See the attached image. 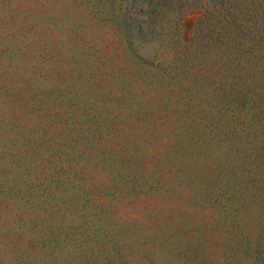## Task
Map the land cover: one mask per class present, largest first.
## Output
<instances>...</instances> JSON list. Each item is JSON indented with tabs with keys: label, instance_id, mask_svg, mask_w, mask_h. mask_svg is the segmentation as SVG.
<instances>
[{
	"label": "trees",
	"instance_id": "obj_1",
	"mask_svg": "<svg viewBox=\"0 0 264 264\" xmlns=\"http://www.w3.org/2000/svg\"><path fill=\"white\" fill-rule=\"evenodd\" d=\"M0 264H264V0H0Z\"/></svg>",
	"mask_w": 264,
	"mask_h": 264
},
{
	"label": "rangeland",
	"instance_id": "obj_2",
	"mask_svg": "<svg viewBox=\"0 0 264 264\" xmlns=\"http://www.w3.org/2000/svg\"><path fill=\"white\" fill-rule=\"evenodd\" d=\"M201 16L202 14L199 12H191L184 15L182 38L186 45L190 42L195 26L199 21V19L201 18Z\"/></svg>",
	"mask_w": 264,
	"mask_h": 264
}]
</instances>
